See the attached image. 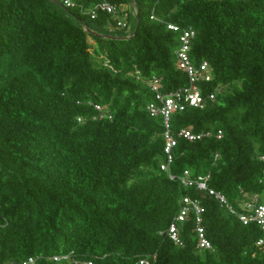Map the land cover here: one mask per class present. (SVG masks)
<instances>
[{"label":"trees","instance_id":"obj_1","mask_svg":"<svg viewBox=\"0 0 264 264\" xmlns=\"http://www.w3.org/2000/svg\"><path fill=\"white\" fill-rule=\"evenodd\" d=\"M103 1L0 0V264H264L258 224L161 169L163 120L147 110L153 76L166 93L189 85L175 53L193 29L190 56L213 67L202 89L216 99L171 127L214 136L180 138L171 172L210 174L236 212L264 204V0H111L133 7L124 28L92 18ZM187 196L205 209L211 249L193 216L181 244L169 237Z\"/></svg>","mask_w":264,"mask_h":264},{"label":"built area","instance_id":"obj_2","mask_svg":"<svg viewBox=\"0 0 264 264\" xmlns=\"http://www.w3.org/2000/svg\"><path fill=\"white\" fill-rule=\"evenodd\" d=\"M66 7L72 6V0H59ZM121 9V5L112 3L111 0H104L95 9L91 10V16L94 19L98 12H104L116 16ZM118 26L124 28L127 26V22L119 21ZM168 28L175 32H178L180 28L175 25H169ZM196 32L193 29L183 30L180 38V44L176 50V63L177 70L185 73L189 80V85L185 88L178 89L166 93L163 91V79L162 77L153 76L147 81L151 91L155 95V102L148 105L147 110L151 117H161L164 125V156L165 162L162 163L161 169L169 173L171 179L178 178L181 184L185 188H195L197 191L213 197L222 206L230 208L231 212L236 215L239 220L244 224L256 223L264 231V204L258 203L257 197L250 203H244L241 205L242 212H236L229 206L227 198L220 192L211 188L210 174L193 176L190 170H185L182 175L176 176L171 172V165L175 159V149L178 145L180 138L193 142L200 140L203 137L214 136L211 132H205L197 134L191 127L183 129L179 132H173L171 127V119L174 113L184 111L187 107L204 108L208 100H215L216 94L211 93L204 96L202 84L212 82L214 78V69L206 61L201 64H196L191 59V47L192 42L195 39ZM98 111H103V108L99 105L95 106ZM223 131L219 130L215 134L217 139H222ZM218 155H216V158ZM204 207L199 199H194L189 196L183 199L179 213L176 215L175 220L169 227V237L177 244L180 242V232L178 225L180 223L187 222L190 216L194 217L195 229L198 235V247L200 249H211V243L206 237L204 228ZM258 245L264 244V239H261ZM68 259V258H66ZM53 260L60 262L61 257H53ZM34 258H29L23 264H35ZM72 264H93L91 261H72ZM140 264H148L147 260H142Z\"/></svg>","mask_w":264,"mask_h":264},{"label":"water","instance_id":"obj_3","mask_svg":"<svg viewBox=\"0 0 264 264\" xmlns=\"http://www.w3.org/2000/svg\"><path fill=\"white\" fill-rule=\"evenodd\" d=\"M51 1H53V2H55L56 4H58L59 6H61L62 8H64L65 10H67L62 4H61V2L59 1V0H51ZM131 2L133 3V4H135V0H131ZM135 6L137 7V5L135 4ZM137 28H138V26H139V16L137 15ZM86 29V31L89 33V34H91V35H93V36H98V37H104V38H117V37H112V36H110V35H100V34H97V33H95L93 30H91L89 27H86L85 28ZM136 34V30L130 35V36H126V37H121V39H129V38H131V37H133L134 35Z\"/></svg>","mask_w":264,"mask_h":264},{"label":"crops","instance_id":"obj_4","mask_svg":"<svg viewBox=\"0 0 264 264\" xmlns=\"http://www.w3.org/2000/svg\"><path fill=\"white\" fill-rule=\"evenodd\" d=\"M120 12L126 13L125 14L126 16H128L130 12L134 13L132 5H129V4H121Z\"/></svg>","mask_w":264,"mask_h":264},{"label":"rangeland","instance_id":"obj_5","mask_svg":"<svg viewBox=\"0 0 264 264\" xmlns=\"http://www.w3.org/2000/svg\"><path fill=\"white\" fill-rule=\"evenodd\" d=\"M121 13V14H120ZM118 13L115 18L118 19L119 21H124L127 22V16L125 15L126 13L120 12ZM131 27V26H130ZM120 29V28H119Z\"/></svg>","mask_w":264,"mask_h":264}]
</instances>
